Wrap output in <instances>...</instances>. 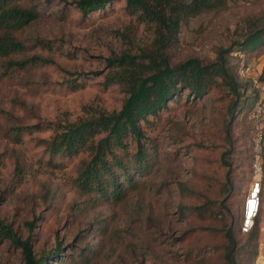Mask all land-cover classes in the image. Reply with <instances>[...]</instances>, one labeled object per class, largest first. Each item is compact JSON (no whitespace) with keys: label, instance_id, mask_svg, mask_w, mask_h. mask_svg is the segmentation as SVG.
Returning a JSON list of instances; mask_svg holds the SVG:
<instances>
[{"label":"rangeland","instance_id":"1","mask_svg":"<svg viewBox=\"0 0 264 264\" xmlns=\"http://www.w3.org/2000/svg\"><path fill=\"white\" fill-rule=\"evenodd\" d=\"M27 1L38 4L41 18L19 33L29 48L22 56L42 55L55 63L29 65L0 82V216L22 239L31 238L35 256L51 257L47 264H220L222 227L233 219L243 247L239 264H264V206L254 225L257 239L248 242L238 231L250 183L243 159L248 112H234L222 92L195 99L183 90L176 101L169 100L144 128L142 140L156 144L158 162L140 177L143 185L94 208L87 201L92 197L81 195L69 179L74 165L45 174L30 169L37 167L33 162L40 150L31 141L17 144L5 135L21 123L74 120L92 108L118 111L125 94L104 81L107 59L125 51L148 62L146 56L157 57L159 49L176 65L191 58L214 62L221 50L231 49L229 63L237 66L239 81L248 83L252 95L264 79V53L244 63L237 46L252 26L264 23V0L229 1L205 11L183 24L164 47L155 24L129 15L125 2L84 16L74 0ZM131 23L136 32L129 43L121 33ZM73 83L82 87L70 88ZM19 163L26 164L23 176L15 172ZM212 200L230 204L234 215L202 217L191 209ZM0 264H25L22 248L1 236Z\"/></svg>","mask_w":264,"mask_h":264},{"label":"trees","instance_id":"2","mask_svg":"<svg viewBox=\"0 0 264 264\" xmlns=\"http://www.w3.org/2000/svg\"><path fill=\"white\" fill-rule=\"evenodd\" d=\"M116 1L125 2L127 13L136 15L138 21L154 23L158 44L164 47L191 18L205 11L222 8L235 0H74L72 3L87 16L94 11L105 12L106 5ZM40 18L38 4L27 0H0V82L16 78L29 65L55 63L54 59L37 54L23 57L29 48L19 33ZM135 32L136 26L131 23L121 35L131 43ZM42 46L60 50L61 54L72 57L69 51L59 46L51 47L45 42ZM230 51L221 50L219 60L214 62L204 63L191 58L176 65L170 64L159 49L156 51L157 57L146 56L148 62L129 51L113 54L107 59L109 70L104 82L107 85L117 84L125 94L118 111L92 108L86 116L74 120L21 123L9 127L5 135L17 144L31 141L40 150L33 162L37 167L30 169L45 174L74 165L75 174H69V179L81 195L92 197L87 200L90 208L97 206L101 200L118 201L128 192L139 189L143 185L140 177L148 174L157 164V146L149 138L142 140L147 138L144 128L151 117L159 116L167 102L176 101L183 90H188V94L195 99H201L214 91L222 92L231 99L234 112L237 109L246 110V114L250 111L260 92L256 90L252 95L247 93L248 83L239 81L237 66L229 63L227 54ZM237 51L245 55L244 63L250 56L264 53V23H257L247 31L238 42ZM81 87L78 83L70 85L73 89ZM248 133L243 159L248 165L249 174L252 159L250 124ZM27 136L29 138L26 139ZM25 169L26 164L19 163L15 172L23 173ZM229 180L231 191L234 183L232 179ZM191 209L198 210L202 217L207 212L219 215L225 211L234 215L230 204L225 205L218 200L207 201ZM29 225L33 227L31 222ZM238 231L248 237V242L258 237L256 226L243 231L242 217ZM222 232L225 243L222 245L220 264H239V253L243 247L239 245L233 219L225 223ZM0 236L22 248L25 264H47L51 258H37L31 238L22 239L1 216Z\"/></svg>","mask_w":264,"mask_h":264},{"label":"built area","instance_id":"3","mask_svg":"<svg viewBox=\"0 0 264 264\" xmlns=\"http://www.w3.org/2000/svg\"><path fill=\"white\" fill-rule=\"evenodd\" d=\"M258 88L260 94L248 112L252 159L250 183L242 211L243 231H249L254 227L264 206V79Z\"/></svg>","mask_w":264,"mask_h":264}]
</instances>
